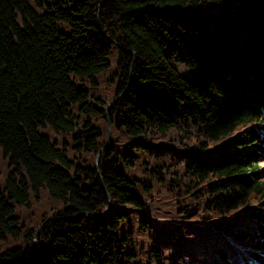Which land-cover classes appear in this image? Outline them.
<instances>
[{"label":"trees","instance_id":"trees-1","mask_svg":"<svg viewBox=\"0 0 264 264\" xmlns=\"http://www.w3.org/2000/svg\"><path fill=\"white\" fill-rule=\"evenodd\" d=\"M263 158L264 0H0V264H264Z\"/></svg>","mask_w":264,"mask_h":264},{"label":"rangeland","instance_id":"rangeland-1","mask_svg":"<svg viewBox=\"0 0 264 264\" xmlns=\"http://www.w3.org/2000/svg\"><path fill=\"white\" fill-rule=\"evenodd\" d=\"M102 85V84H101ZM98 91L100 90L101 94L106 95L108 94V96L111 94L112 92V88H107V87H103L101 86L100 88L97 89ZM107 129H108V138L110 137V141H111V135H110V126L107 123ZM257 168L260 171V174H264V158L262 161H260L257 164ZM264 177V175H263ZM37 209L34 205H30V208L28 209H18V215L21 217V219L23 221H26L27 223H25L28 226H31L30 224H32L33 222H35L36 220V213H37ZM35 242V239H34Z\"/></svg>","mask_w":264,"mask_h":264},{"label":"water","instance_id":"water-1","mask_svg":"<svg viewBox=\"0 0 264 264\" xmlns=\"http://www.w3.org/2000/svg\"><path fill=\"white\" fill-rule=\"evenodd\" d=\"M108 123V125L110 126V124H109V122H107ZM110 142V137L107 139V141H106V143L103 145V147L101 148V150L108 144ZM100 150V151H101ZM100 153V152H99ZM99 155V154H98ZM98 161H99V158H98V156H97V158H96V167H97V165H98ZM110 208V205H108V207H107V209L105 210V211H108V209ZM95 216H98V215H93V217H95ZM42 227V225L38 228V230L36 231V234H35V248L37 247V238H38V233H39V231H40V228ZM36 250V249H35Z\"/></svg>","mask_w":264,"mask_h":264}]
</instances>
